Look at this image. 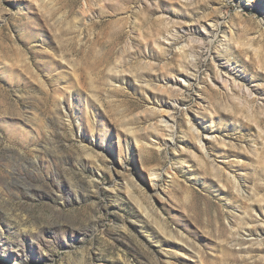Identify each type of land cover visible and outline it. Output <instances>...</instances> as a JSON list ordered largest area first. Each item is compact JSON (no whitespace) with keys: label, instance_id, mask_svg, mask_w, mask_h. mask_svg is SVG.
Returning a JSON list of instances; mask_svg holds the SVG:
<instances>
[{"label":"rangeland","instance_id":"rangeland-1","mask_svg":"<svg viewBox=\"0 0 264 264\" xmlns=\"http://www.w3.org/2000/svg\"><path fill=\"white\" fill-rule=\"evenodd\" d=\"M0 264H264V0H0Z\"/></svg>","mask_w":264,"mask_h":264},{"label":"bare ground","instance_id":"bare-ground-1","mask_svg":"<svg viewBox=\"0 0 264 264\" xmlns=\"http://www.w3.org/2000/svg\"><path fill=\"white\" fill-rule=\"evenodd\" d=\"M187 82H188V81H187ZM168 123H169V122L167 121V125H168ZM203 138H204V139H207V138H208V135H207V134H204V135H203ZM132 139L136 141V137H135V136H132ZM151 143H152L153 145H155V146H158V147H160V146L162 145V141H161L160 139H158V138H155V139L153 140V142H151ZM200 143L202 144V145H201V146H202L201 151H203V149H204V146H203V145H205V144H204V141L201 140ZM205 146H206V145H205ZM199 149H200V148H199ZM204 151H205V150H204ZM202 153H203V152H202ZM204 154H205V153H204ZM233 176H234V175H233ZM234 178H235V177H234ZM234 178H233V179H234ZM233 181H234V180H233ZM234 183H236V185H237V180H236V182H234Z\"/></svg>","mask_w":264,"mask_h":264}]
</instances>
